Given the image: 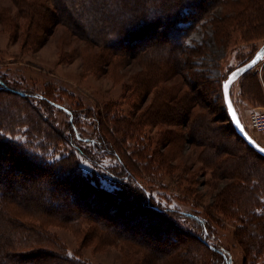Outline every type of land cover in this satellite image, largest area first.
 <instances>
[{
    "label": "trees",
    "instance_id": "16d2710c",
    "mask_svg": "<svg viewBox=\"0 0 264 264\" xmlns=\"http://www.w3.org/2000/svg\"><path fill=\"white\" fill-rule=\"evenodd\" d=\"M14 1L18 9H22L19 15L25 18L24 22L18 23L10 13L12 10L5 7L0 9V21L8 20L12 34L22 36L26 45H40L44 41L42 33H49L55 23L62 22L90 44L95 42L105 49L98 57L101 62H111L113 58L114 61L125 62L126 55L133 53L132 49L138 42L155 34L165 38H159L161 42L158 44H148L142 49L139 47L143 51L144 65L148 68L142 73L131 75L133 83H129L127 87L138 97H143L152 89L155 93L151 105L143 108L138 115L139 121L136 125L143 124L144 121L149 124H179L175 116L190 120L197 107L204 108L205 102L199 97L193 82L206 87L210 83L205 72L198 69L200 57L206 56V51L209 50L208 42L204 39L202 42L189 44L186 40L188 28L212 15L210 21L213 24L215 43L226 47L232 22L237 21L238 26H241L243 19L248 17L247 22L251 23L257 12L264 9V0ZM61 2L77 9L75 17L64 15L63 10L57 11L58 5L56 8L52 7V4ZM218 5H222V11L214 15L213 9ZM249 10L254 12L249 14ZM246 12L249 15H246ZM80 19L85 20V24L81 23ZM111 43L114 44L113 48L110 47ZM122 43L127 45L121 47ZM257 50L258 48L237 66L249 61ZM235 68L232 67L223 74L220 90L226 119H229L236 139L243 141L247 149L237 152L231 159L218 161L221 169L219 175L223 178L234 177L231 182H226V186L219 190L218 195L222 198L228 196L241 203L245 192L248 191V186L243 184H251L250 179L254 174L262 172L264 155L244 140L229 116L223 82ZM176 76L177 78H174ZM7 94L33 102L37 106V113L9 104L12 99L2 98ZM45 102L67 116L65 127L56 123ZM113 115L109 117L110 120L120 122L116 120L119 116L114 113ZM199 115L198 118H193L197 127L194 133L206 137L208 130H214L210 127L207 115L204 112ZM100 118L104 117H96L84 107L77 110L58 98L51 97L45 91L20 83L0 68V264H91L78 253L76 255L70 251L50 229L51 225H62L79 233L85 222L90 226L87 233L90 231L93 237L96 236L98 244L108 246L119 244L121 240L129 241L126 243L135 247V251L141 250L147 264H165L171 259L185 261L190 257V245L182 251L175 250V254H167L163 245L150 247L133 236L124 237V234L117 231V225L111 222L114 220L129 229L151 236L152 239L166 234V227H181L180 229L188 232L198 243L213 252V264H232L228 251L212 235L207 219L201 213L169 204H163L161 207L156 203H143L138 199L128 203L125 198L118 196V191L110 196L100 184L96 185L98 181L94 182L89 178L81 168L82 161L88 163L96 173L104 171L119 181L135 180L145 191L146 197H150L146 187L134 176L129 162L120 150L121 140L103 133L104 127L100 124L97 126L99 130L94 131L83 127V120H92L94 123ZM130 123L121 122L124 135L128 136L132 132L130 127L134 124L129 126ZM198 128L202 130L199 131ZM163 130L161 134L164 140H175L176 136L180 140L184 139L181 130ZM61 139H64L69 147L70 154L58 150L57 144L62 142ZM233 145L235 146V143ZM247 150L258 159L250 161ZM218 151H221L219 147ZM106 154L111 155L110 158L113 156L120 167L106 163ZM211 154L214 157L217 155L214 151H211ZM70 155H74L78 161L70 158ZM2 160L9 162L3 163ZM227 162H233V166ZM11 170L20 171L24 180L17 183L15 176L8 174ZM30 177L33 180L28 181ZM26 183L31 184V189L26 188ZM146 210H153L160 217L161 214L167 215L171 220L169 223L159 218L153 221L145 220L146 217L140 213ZM89 221L93 223L90 225ZM258 228L263 231L260 239H257V242L261 243L257 246H261L264 243V223L259 224ZM169 235L170 241L174 235ZM249 239L254 241L251 235ZM199 256V252L194 254V264H200Z\"/></svg>",
    "mask_w": 264,
    "mask_h": 264
},
{
    "label": "rangeland",
    "instance_id": "374dc122",
    "mask_svg": "<svg viewBox=\"0 0 264 264\" xmlns=\"http://www.w3.org/2000/svg\"><path fill=\"white\" fill-rule=\"evenodd\" d=\"M57 5V11L60 9L63 10L64 15L75 17L77 9L67 6L65 2L52 4V7L56 8ZM221 6L214 7V15L221 13ZM2 7L12 10L10 13L18 23L24 22L25 18L19 15L22 9H18L14 0H0V9ZM253 12L254 10H249V14ZM212 17V15L205 17L199 24L187 30L189 34L186 40L191 45L207 39L209 50L206 51V56L200 57L198 69L205 72L210 85L206 87L193 82V87L198 89L199 97L204 100L205 106L197 107L190 120L172 116L178 119L179 124H149L144 121L143 124L136 125L139 121L138 115L143 108L151 105L155 90L152 89L143 97H138L127 87L129 83H133L131 75L142 73L147 67L144 65L143 51L139 47L142 49L148 44L160 43L159 38L165 39L162 35L155 34L147 40L138 42L132 49V55L126 53L125 62L114 61V58L111 62H101L98 57L105 49L95 42L90 44L62 22L55 23L49 33L41 31L44 41L38 46H31L23 43L22 36L13 35L7 24L8 20H3L0 21V68L12 79L45 91L51 97L58 98L77 110L84 107L92 115L104 117L94 123L92 120H83V127L94 131L99 130L97 126L100 124L104 127H101L104 130L103 133L120 139L119 148L129 162L134 176L142 182L150 194V197H146L145 191L135 180L119 181L104 171L96 173L88 163L82 161L81 168L84 172L94 182L98 181L96 185L100 184L110 196L119 192L118 196L125 198L128 203H132L131 200H142L143 203L153 202L161 207L163 204H169L197 211L207 219L212 235L228 251L232 264H264V243L257 246L261 244L257 242V239H260L263 233L258 226L264 223V213L260 212L264 211V159L261 163L262 172L254 174V177L250 179L251 184H243L248 186V191L245 192L241 203L228 196L222 198L218 195L219 190L226 186V182L234 179L233 176L223 178L219 175L221 169L218 161L231 159L237 152L247 149L243 141L236 139L230 121L226 119L220 90L221 78L227 70L238 67L240 62L264 44V9L257 12L251 23L247 22L248 17H244L241 26H238L237 21H233L226 47L215 43L213 24L210 21ZM80 22L85 24V20ZM84 38L91 39L85 36ZM112 44L110 47L113 48L114 44ZM124 45L127 44L122 43L121 47ZM230 94L246 130L264 146V133L250 127L252 126L251 113L257 109H264V61L235 80L230 87ZM9 95L2 98L12 99L9 104L37 113V106L33 102ZM45 104L49 107L48 110L52 111L51 115L56 123L65 127L67 116L48 103L45 102ZM200 112L207 115L210 127L214 130L206 131V137L194 133L197 127L193 118L201 116ZM108 113L110 115L107 116ZM113 113L119 116L116 120L120 122L110 120L109 117L114 116ZM121 122L127 124L131 122L129 126L134 124L130 127L132 132L128 136L124 135ZM163 128L171 132L183 131L184 139L180 140L176 136L175 140H164L161 134L164 132ZM198 130L202 129L198 128ZM61 140L62 142L57 144L58 150L70 154L64 139ZM218 147L221 149L220 152ZM211 151L217 155L214 157ZM247 154L250 156L248 158L250 161L258 159L251 151L247 150ZM110 156L106 154L104 161L120 167L116 159ZM70 158L78 161L74 155H70ZM2 162H9V160H2ZM229 163L232 167L233 162ZM8 174L15 176L17 183L24 180L20 171L11 170ZM31 180H33L32 177L28 179V181ZM26 188L31 189V184L26 183ZM65 194L68 196L67 193ZM137 213L140 212L137 211ZM140 214L149 221L159 218L169 223L171 220L167 215L161 214L160 217L153 210L141 211ZM89 222L90 225L93 223V221ZM111 222L117 225V231L124 234V237L133 236L137 241L142 240L150 247L163 245L167 254H175V250L182 251L191 246L192 252L188 259L184 258L185 261L171 259L175 263L169 260L165 264L193 263L194 254L198 252L200 264L214 263L213 252L198 243L188 232L180 229L181 227L172 228L169 225L170 229L166 227V234L152 239L151 236L125 227L118 220ZM88 226L86 222L82 224L79 233L62 225H51L50 229L59 236L70 251L76 255L78 253L91 264H147L141 250L135 251V247H130L129 243H126L129 241L121 240L119 244L108 246L98 244L97 237H93L90 231L87 233ZM170 233L174 237L169 241ZM250 235L254 241L249 239ZM187 261L190 262L187 263Z\"/></svg>",
    "mask_w": 264,
    "mask_h": 264
},
{
    "label": "water",
    "instance_id": "95a60500",
    "mask_svg": "<svg viewBox=\"0 0 264 264\" xmlns=\"http://www.w3.org/2000/svg\"><path fill=\"white\" fill-rule=\"evenodd\" d=\"M264 61V44L259 48V50L256 52V54H254V56L247 61L246 63L236 67L234 70H232L230 72V74L228 75V77L226 78V80L223 82L224 83L231 79L232 83L237 80L238 78H240L241 76H243L246 72L250 71L251 69H253L255 66H257L259 63ZM236 72V76L232 77V73ZM232 83L229 85V89H228V94L225 95L224 92V98H225V103L226 106L228 108V113L229 116L236 128V130L239 132V134L244 138V140L250 145L252 146L255 150H257L259 153L264 155V146L262 144H260L259 142H257L255 140V138L252 137V135L249 134V132L246 130L240 115L237 111V108L231 98V94H230V87L232 85ZM224 91V88H223ZM229 101L231 102V106H229Z\"/></svg>",
    "mask_w": 264,
    "mask_h": 264
},
{
    "label": "built area",
    "instance_id": "2783aa9c",
    "mask_svg": "<svg viewBox=\"0 0 264 264\" xmlns=\"http://www.w3.org/2000/svg\"><path fill=\"white\" fill-rule=\"evenodd\" d=\"M250 122L252 124L251 128L254 127L264 133V109L254 110L250 115Z\"/></svg>",
    "mask_w": 264,
    "mask_h": 264
},
{
    "label": "snow or ice",
    "instance_id": "6c2138e0",
    "mask_svg": "<svg viewBox=\"0 0 264 264\" xmlns=\"http://www.w3.org/2000/svg\"><path fill=\"white\" fill-rule=\"evenodd\" d=\"M236 75H237L236 72H233V73H232V77H235ZM231 83H232V80H231V79L227 80V81L224 83L223 88H224L225 95L228 94L229 85H230ZM229 106H231V102H230V101H229Z\"/></svg>",
    "mask_w": 264,
    "mask_h": 264
}]
</instances>
